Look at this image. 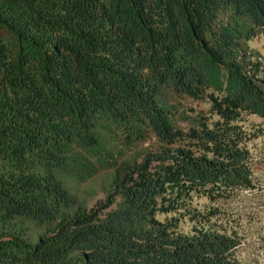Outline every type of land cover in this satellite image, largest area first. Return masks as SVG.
Returning a JSON list of instances; mask_svg holds the SVG:
<instances>
[{"label":"trees","instance_id":"trees-1","mask_svg":"<svg viewBox=\"0 0 264 264\" xmlns=\"http://www.w3.org/2000/svg\"><path fill=\"white\" fill-rule=\"evenodd\" d=\"M263 32L264 0H0V264H242L237 235L157 215L254 189L238 122L264 133ZM180 100L219 120L185 133ZM110 167L93 208L64 182Z\"/></svg>","mask_w":264,"mask_h":264},{"label":"rangeland","instance_id":"rangeland-1","mask_svg":"<svg viewBox=\"0 0 264 264\" xmlns=\"http://www.w3.org/2000/svg\"><path fill=\"white\" fill-rule=\"evenodd\" d=\"M250 50L255 53L264 66V32L249 42ZM178 118L174 125L185 133L191 127V121L203 117L210 124L219 120L213 115L211 105L205 101L180 100L177 102ZM262 121L249 115H243L238 125L251 137L245 148L252 158L254 189L231 192L228 196L211 198L206 194L193 192L185 203L174 213L159 214L163 223H175L176 230L183 234H194L198 230L208 229L237 235L241 246L236 258L242 264H264V133H260ZM148 141L125 153V159H131L143 153L159 151L160 144L149 134ZM141 162V159H139ZM114 170L101 168L86 181L73 177H64L67 188L90 208L104 202L112 190L111 177Z\"/></svg>","mask_w":264,"mask_h":264}]
</instances>
